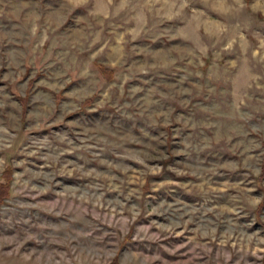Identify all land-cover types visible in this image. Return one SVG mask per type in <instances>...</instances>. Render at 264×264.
Here are the masks:
<instances>
[{
  "label": "rangeland",
  "instance_id": "rangeland-1",
  "mask_svg": "<svg viewBox=\"0 0 264 264\" xmlns=\"http://www.w3.org/2000/svg\"><path fill=\"white\" fill-rule=\"evenodd\" d=\"M242 4L0 0V264H264V0Z\"/></svg>",
  "mask_w": 264,
  "mask_h": 264
},
{
  "label": "clouds",
  "instance_id": "clouds-1",
  "mask_svg": "<svg viewBox=\"0 0 264 264\" xmlns=\"http://www.w3.org/2000/svg\"><path fill=\"white\" fill-rule=\"evenodd\" d=\"M84 2L86 3L87 0H84ZM234 5H237L239 7H243L242 4V0H234ZM32 237H29V239H31ZM28 259V257H20L18 260H14L13 264H23L24 260Z\"/></svg>",
  "mask_w": 264,
  "mask_h": 264
}]
</instances>
